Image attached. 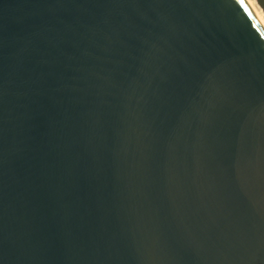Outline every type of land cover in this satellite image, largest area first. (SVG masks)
I'll return each instance as SVG.
<instances>
[{"label": "water", "instance_id": "obj_1", "mask_svg": "<svg viewBox=\"0 0 264 264\" xmlns=\"http://www.w3.org/2000/svg\"><path fill=\"white\" fill-rule=\"evenodd\" d=\"M248 9L0 0V264H264Z\"/></svg>", "mask_w": 264, "mask_h": 264}, {"label": "snow or ice", "instance_id": "obj_2", "mask_svg": "<svg viewBox=\"0 0 264 264\" xmlns=\"http://www.w3.org/2000/svg\"><path fill=\"white\" fill-rule=\"evenodd\" d=\"M251 2H252V3H255V0H251ZM235 3H236L237 5H239V7H240L241 9H243L244 13H245L246 15H248L249 18H251V13L249 12V9H248V7H247L246 4H245V0H235ZM259 23H260L261 25H264V12H261ZM251 27H252V29L259 31V30H258V25H257V23H252V24H251ZM259 39H260L261 41H264V33H259Z\"/></svg>", "mask_w": 264, "mask_h": 264}, {"label": "bare ground", "instance_id": "obj_3", "mask_svg": "<svg viewBox=\"0 0 264 264\" xmlns=\"http://www.w3.org/2000/svg\"><path fill=\"white\" fill-rule=\"evenodd\" d=\"M246 4L248 5V7L251 9L252 13L254 14V16L256 17V19L260 20V15H261V11L259 10V8L256 7L255 3H252L251 0H245ZM263 12V11H262ZM260 24V23H259ZM261 25V24H260ZM261 27L264 30V25H261Z\"/></svg>", "mask_w": 264, "mask_h": 264}, {"label": "rangeland", "instance_id": "obj_4", "mask_svg": "<svg viewBox=\"0 0 264 264\" xmlns=\"http://www.w3.org/2000/svg\"><path fill=\"white\" fill-rule=\"evenodd\" d=\"M255 5H256V7H257V8H259V6L257 5V3H256V2H255ZM259 10L261 11V9H260V8H259ZM261 12H262V11H261Z\"/></svg>", "mask_w": 264, "mask_h": 264}]
</instances>
